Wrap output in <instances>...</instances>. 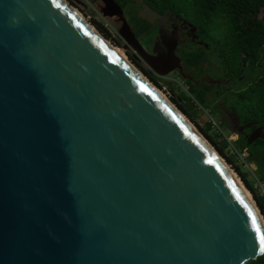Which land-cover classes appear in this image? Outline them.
Wrapping results in <instances>:
<instances>
[{
    "label": "water",
    "instance_id": "1",
    "mask_svg": "<svg viewBox=\"0 0 264 264\" xmlns=\"http://www.w3.org/2000/svg\"><path fill=\"white\" fill-rule=\"evenodd\" d=\"M102 2L120 49L182 70ZM262 236L216 153L65 3L0 0V264H246Z\"/></svg>",
    "mask_w": 264,
    "mask_h": 264
},
{
    "label": "trees",
    "instance_id": "2",
    "mask_svg": "<svg viewBox=\"0 0 264 264\" xmlns=\"http://www.w3.org/2000/svg\"><path fill=\"white\" fill-rule=\"evenodd\" d=\"M73 4L75 1L70 0ZM151 6L160 10H171L184 16L191 22H194L201 29L206 28L204 34H208L209 24L216 15L223 16L226 20V35L220 40L211 42L214 50L218 53V61L224 65L227 70L228 78L237 84L243 85L244 89L235 92L239 100L235 106L240 114H243L241 120L243 123H254L261 126L264 130V0H146ZM96 22V21H94ZM98 28L105 34V37H111L106 28L99 22H96ZM204 52L197 54L194 58H185L190 66L201 64ZM131 61L139 67L145 76L155 84H159L158 77L154 71L148 67H143L130 54ZM224 69V68H223ZM190 81H187L189 84ZM175 84V83H173ZM171 100L191 121L198 124V119L205 114V109L216 103V93L210 94L207 90H202V95H196L193 86L189 84V93L176 90L175 87H169ZM228 96H226L227 98ZM225 103V100H224ZM239 105V107H238ZM232 106H229L231 108ZM204 134L211 140L225 159L233 164L232 155L226 153L231 142L225 134L219 136L215 132L216 127L213 122L207 123V126H200ZM248 129V131H251ZM223 133V132H222ZM221 137V138H220ZM221 139V140H220ZM236 139V137H233ZM235 146H241L240 149L247 148L251 154L250 161H256L258 170L263 169L264 174V138H261L258 144L248 146L246 139L240 136L238 141L233 143ZM236 148V147H235ZM237 149V148H236ZM238 152H240L238 150ZM237 154V152H235ZM234 153V154H235ZM239 154V153H238ZM237 173L241 175L244 183L252 192L253 197L264 216V194L258 192L246 175L242 173L239 167H235ZM264 180V177H261ZM246 264H264V254L258 259L247 262Z\"/></svg>",
    "mask_w": 264,
    "mask_h": 264
},
{
    "label": "rangeland",
    "instance_id": "3",
    "mask_svg": "<svg viewBox=\"0 0 264 264\" xmlns=\"http://www.w3.org/2000/svg\"><path fill=\"white\" fill-rule=\"evenodd\" d=\"M67 1H68V3H70V5L72 7L77 9L87 19V21L90 24H93L98 28L96 22L101 23L106 28V31L110 33L111 37H108V38L106 37V38L108 40H110L114 45L118 46L119 48H123V46L126 44V42L122 38V36L119 34V29L121 27V23L116 20V17L104 16V14L102 12L103 5L101 6L99 3L95 4L94 0H78L79 3H77V4H73L70 0H67ZM134 14H135L134 10L132 8H130V6H129L128 13L126 14L127 18L129 20L130 25L136 31V35L139 38V41L141 42V44L146 49V44H150L152 42L153 35H152V33H150L149 35H143L146 33L144 30L149 27V24L146 23L145 21L141 20L139 17H137L138 15L136 16ZM94 21H96V22H94ZM226 23L227 22H226V20H224L223 16L216 15L214 17V19L212 20V22L209 24V32H208L209 39H207L206 36H202V38L207 42L209 40V43H211L213 41V39L214 40L222 39L226 35V30H225V24ZM212 44H214V42ZM121 50L124 51L128 60L143 74V72L139 69V67L136 66L131 61V58H130V54L137 53V52L134 49H129V48L121 49ZM217 61L218 60L216 58H212V66H216ZM201 63H202V61H201ZM141 65L143 67H148V65H146L145 62H143V63L141 62ZM220 67L225 69L223 64H221ZM205 69L208 70L209 72H211L214 75V77L220 75V72H217L215 70V68H213V67H208ZM207 74L208 73H205V72L201 73L200 83H202V80L204 77H207ZM145 77L148 78L147 76H145ZM193 77H195L194 74H193ZM152 83L157 88L161 89V91L165 94V96L169 99V101L173 105H175V104L172 102V100L170 98L171 92H170L169 87H175L176 90L189 93V84H190L191 86H193L196 95H199V96L202 95V90H203V89L199 88L198 86H196L193 82H189V84H188L187 81L177 72H173L170 75H168L167 77L161 78V80H159V84H155L154 82H152ZM173 83H175V84H173ZM242 86L243 85L237 84L236 80L235 81L231 80L230 82H227L226 84L222 85V87H220L221 88L220 94H217V93L215 94V97H217L216 103H213L209 108L205 109V114L198 119V124L195 123L194 121H191L183 112L182 113L188 118L189 121L194 123V125L197 127V129L210 141V143L215 148H216V146L204 134V132L202 131L200 126H202V127L207 126V123H209V121L213 122L214 125H215V123H217L220 126V128L216 127V130L213 133L219 132V136L220 135L222 136V134H225L228 137L231 144L227 148L226 153L232 155L234 163L230 164L225 159L224 155L222 153H220L217 148H216V150L219 152L221 157L224 158V161L229 165V167L238 175V177H240V179L242 181H243V179H242L241 175H239L237 173L235 167H239L241 169L242 173H244L246 175V177L248 178V180L252 183V186L258 192L264 194V180L261 178V177H264L263 169L261 168L258 170L257 162L249 160V158L251 157V154L247 148L240 149L241 146H237V145L235 146L233 144L236 141H238L240 134L236 130L234 122L232 120V117L234 115L237 116V110L234 111L233 109H235V108L234 107L229 108V106L236 105V103L239 102L238 99L234 101V99L237 97V94L235 92L239 91L240 89H244ZM239 87H241V88L239 89ZM226 96H228V97L226 98ZM224 100H225V103H224ZM175 107L178 109V107L176 105H175ZM238 107H239V105H238ZM239 109H238V111H239ZM231 113H233V114L230 115ZM240 116L242 117L243 114H240ZM250 125H252V124H250ZM235 136H236V139H233V137H235ZM244 149L249 152L248 155H245V151H243ZM238 150L241 152V154L235 153ZM245 186H246V184H245ZM252 198H254L253 194H252ZM253 200L255 201V199H253ZM257 207L259 208L258 205H257Z\"/></svg>",
    "mask_w": 264,
    "mask_h": 264
},
{
    "label": "flooded vegetation",
    "instance_id": "4",
    "mask_svg": "<svg viewBox=\"0 0 264 264\" xmlns=\"http://www.w3.org/2000/svg\"><path fill=\"white\" fill-rule=\"evenodd\" d=\"M115 1H117L121 5L126 17L130 6V8L134 10V15H138L137 17L149 24V27L144 30L146 33L143 34L149 35L150 33H152L153 35L152 42L150 44H146V49L143 46L148 53L156 54V56H159L160 53L168 52L169 49L173 46V44L177 42L175 56L179 58L180 67L182 70H175L174 72L179 73L186 81L193 82L196 86L203 90H207L210 94H220V87L232 80L228 78L227 70L220 67L221 61H217L216 66H212V58H216L218 60V53L216 52V50H214L212 44L209 43V40L207 42L202 38V36H206V38L209 39L208 34H204V32L207 31L206 28L201 29L194 22H191L190 20L175 11H162L160 9H157L151 6L146 0ZM94 2L95 4L99 3L101 6H104L102 0H94ZM156 13H159L160 16L157 17L155 15ZM140 14L141 17L139 16ZM165 14L166 16H164ZM116 20L121 23V21H119L117 18ZM155 48H157V51L155 50ZM129 49L133 48L129 47ZM201 52L205 53L201 64L196 66H190L186 63V57L194 58L195 56H197V54H200ZM132 57L137 60V62H139L140 64L141 62H145L139 53H132ZM208 67L215 68L217 72H220V75L214 77L211 72L205 69ZM161 68L167 69L168 63H166L165 65H161ZM204 72L208 73L207 77H204L202 83H200L201 73ZM193 74L195 75V77H193ZM232 107L235 108L233 109L234 111H238L235 106ZM232 114L233 113H231L230 115ZM232 120L234 122L236 130L239 132L240 136H243L246 139V141H248L251 135L257 130L258 134L260 133L264 136V130L261 126H256L254 125V123H250L252 125L248 128V124L242 122L241 116L238 112L237 116L234 115L232 117ZM252 127L254 128L251 131H248V129H251ZM260 139L261 138L257 139L251 145L256 146ZM262 158H264V154Z\"/></svg>",
    "mask_w": 264,
    "mask_h": 264
},
{
    "label": "bare ground",
    "instance_id": "5",
    "mask_svg": "<svg viewBox=\"0 0 264 264\" xmlns=\"http://www.w3.org/2000/svg\"><path fill=\"white\" fill-rule=\"evenodd\" d=\"M65 5L69 7V9L89 28L93 29L102 39L103 41L113 50V52L116 54V56L122 60L126 65L131 67L144 81L146 84H148L155 92H157L163 99L164 101L178 114L180 115L187 124L190 125L191 128L196 130L198 134L204 139V141L208 144V146L216 153L218 160L221 162L223 165L224 169L228 172V174L231 176V178L236 181V183L239 185L243 193L245 194L246 198L252 205L257 218L259 219L260 224L263 227L264 230V217L262 216L259 208L257 207L256 202L252 198V193L251 191L245 186L244 182L238 177V175L229 167V165L224 161V158L221 157L219 152L216 150V148L210 143V141L197 129V127L194 125L193 122L189 121L188 118L180 112L175 105H173L169 99L165 96V94L161 91V89L157 88L148 78H146L127 58L126 54L124 53L123 50H121L118 46L114 45L110 40H108L105 35L93 24H90L87 19L74 7L68 3L67 0H61Z\"/></svg>",
    "mask_w": 264,
    "mask_h": 264
},
{
    "label": "built area",
    "instance_id": "6",
    "mask_svg": "<svg viewBox=\"0 0 264 264\" xmlns=\"http://www.w3.org/2000/svg\"><path fill=\"white\" fill-rule=\"evenodd\" d=\"M215 125H217V123H215ZM243 151H245V155H248L249 154V152L247 151V150H243ZM237 152V154L239 153V154H241V152H238V151H236Z\"/></svg>",
    "mask_w": 264,
    "mask_h": 264
},
{
    "label": "snow or ice",
    "instance_id": "7",
    "mask_svg": "<svg viewBox=\"0 0 264 264\" xmlns=\"http://www.w3.org/2000/svg\"><path fill=\"white\" fill-rule=\"evenodd\" d=\"M253 223H255V218H253ZM259 230V229H257ZM262 242H264V236L261 237Z\"/></svg>",
    "mask_w": 264,
    "mask_h": 264
}]
</instances>
